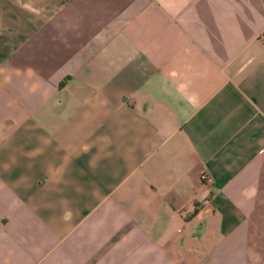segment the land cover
I'll return each instance as SVG.
<instances>
[{"label":"crops","instance_id":"obj_1","mask_svg":"<svg viewBox=\"0 0 264 264\" xmlns=\"http://www.w3.org/2000/svg\"><path fill=\"white\" fill-rule=\"evenodd\" d=\"M0 264H264V0H0Z\"/></svg>","mask_w":264,"mask_h":264},{"label":"built area","instance_id":"obj_2","mask_svg":"<svg viewBox=\"0 0 264 264\" xmlns=\"http://www.w3.org/2000/svg\"><path fill=\"white\" fill-rule=\"evenodd\" d=\"M202 180L203 181H208V176L206 174L202 175Z\"/></svg>","mask_w":264,"mask_h":264}]
</instances>
